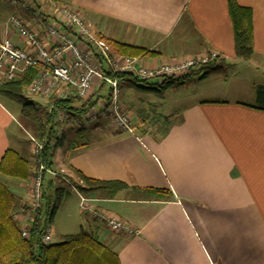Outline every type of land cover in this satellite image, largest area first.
I'll use <instances>...</instances> for the list:
<instances>
[{
	"label": "crops",
	"instance_id": "crops-1",
	"mask_svg": "<svg viewBox=\"0 0 264 264\" xmlns=\"http://www.w3.org/2000/svg\"><path fill=\"white\" fill-rule=\"evenodd\" d=\"M33 1L34 9L28 12L9 2L16 6L9 16L23 18L41 36L51 20L50 0ZM236 2L251 10L252 55L247 61L234 53L227 0H70L66 4L83 13L95 37L155 52L143 58L149 66L213 50L222 55L221 69L246 62L264 75V0ZM3 37L26 50L2 20ZM120 83L124 88L130 82ZM102 87L95 85L94 99L100 97ZM247 92L249 96L241 99L202 89L178 115L157 118L154 124L139 112H128L119 100L131 132L118 131L103 118L94 121L85 138L88 125L73 130L68 121H58L56 135L63 140L57 147L63 145L64 151L58 171L51 164L43 181L46 187L51 183L52 189L64 192L61 184H69L77 197L90 200L94 226L86 232L113 252L118 264H264V84L243 87L242 94ZM71 95L59 85L54 87L56 98ZM19 112L0 104V159L10 149L31 160L28 141H11V129L22 130ZM78 129L82 132L76 135ZM72 142L77 147L71 148ZM80 175L120 182L123 187L80 192L74 188ZM27 183L18 184L21 194L27 195ZM97 215L114 217L134 232H110Z\"/></svg>",
	"mask_w": 264,
	"mask_h": 264
},
{
	"label": "trees",
	"instance_id": "trees-1",
	"mask_svg": "<svg viewBox=\"0 0 264 264\" xmlns=\"http://www.w3.org/2000/svg\"><path fill=\"white\" fill-rule=\"evenodd\" d=\"M17 2L21 6V1L17 0ZM227 11L232 24L235 56L247 61L252 55L251 10L240 6L236 0H227ZM96 38L107 45L110 56L143 59L157 55L147 49L116 42L106 37L96 36ZM220 60L222 57L206 65L194 67L188 74L178 78H167L160 83L151 82L150 89L159 92L185 85L194 76L205 78L221 70L218 64ZM37 71V68L29 67L12 81L0 85V97L20 105L18 118L20 127L30 130L31 136L42 142L39 158L47 172L52 164L53 152L63 140L61 136L56 135L55 127L59 125L56 120V111L69 116H78L91 109L99 97L81 101L75 94L67 99H59L52 95L45 97L44 104L35 102L25 95V89L35 78ZM105 72L107 76L120 82L148 83L126 74L110 75L107 70ZM259 91L257 88V92ZM108 95L109 92L105 97ZM81 132L82 129H78L75 134L79 135ZM70 147L74 148L77 145L72 142ZM35 165L33 156L30 160L10 149L6 150L0 159V264H118L117 256L113 252L101 244L92 233L83 230L76 234L65 235L57 243H45L42 240L58 208L59 199L67 192L59 188L52 189L50 183L46 188L52 192L51 195L46 196L42 188L38 207L33 209L27 206L26 200L20 196L18 184L28 181ZM45 173L43 172V176ZM1 178H4V181ZM121 187L123 184L120 182L97 181L82 175L79 176V181L74 183V188L80 192L115 191ZM18 214L24 217V222L26 221V238L20 235L22 222L15 219Z\"/></svg>",
	"mask_w": 264,
	"mask_h": 264
},
{
	"label": "built area",
	"instance_id": "built-area-1",
	"mask_svg": "<svg viewBox=\"0 0 264 264\" xmlns=\"http://www.w3.org/2000/svg\"><path fill=\"white\" fill-rule=\"evenodd\" d=\"M9 2L18 3L17 0ZM49 6L51 20L44 27L41 36L31 30L23 18L8 17L5 28L17 34L25 44L26 50L13 45L9 37L0 39V85L12 81L29 67H35L38 71L25 89V95L28 97L53 95L54 87L59 85L74 93L81 101H87L94 94L95 85H108L110 87L108 97L97 98L95 105L85 113L69 116L56 111L57 121L72 122L77 128L87 125L89 121L108 118L118 131L131 132L130 119L122 112L119 103L121 83L107 76L106 70L110 75L126 74L140 81L162 82L167 78L186 75L192 68L206 65L222 57L212 50L188 57H173L156 66H149L140 57L110 56L107 45L92 34L91 26L83 13L63 2L49 1ZM21 9L28 12L33 10V6L22 3ZM41 24L43 23L40 22ZM49 109L51 110V107ZM28 140L36 165L28 179L25 204L34 209L38 207L42 197L43 172L46 171L39 158L42 142L31 135H28ZM52 175L56 177V174ZM59 179L65 181L61 177ZM79 209L82 213L95 216L90 200L80 195ZM97 216L110 232L126 235L134 232L114 217ZM15 219L22 223L24 221L21 214L16 215ZM25 227V224H22L20 229L23 238L27 237ZM42 240L45 243L50 242L49 227L46 228Z\"/></svg>",
	"mask_w": 264,
	"mask_h": 264
},
{
	"label": "rangeland",
	"instance_id": "rangeland-1",
	"mask_svg": "<svg viewBox=\"0 0 264 264\" xmlns=\"http://www.w3.org/2000/svg\"><path fill=\"white\" fill-rule=\"evenodd\" d=\"M54 2H69L70 0H50ZM21 3H26L30 7L33 6V0H21ZM16 6L9 4L7 1L4 3L0 0V23L2 20L6 23L8 16L12 14ZM251 64L244 62H237L235 64H230L225 66L223 69L218 70L216 73L208 75L209 77L203 81H200L198 77H194L190 80L189 85L181 86L178 88L165 89L162 91H154L147 89L150 86L152 81H149L147 84L142 82L137 83H128L127 85L121 87V93L119 100L123 102L126 107H128V112L131 114H136L137 112L141 113L143 117L148 118V122L154 124L155 119L160 117H171L179 114L183 106L191 103L192 99H195L199 95L200 91L205 88H212L220 96H229L234 97L238 96L247 98L249 96L248 92L242 94L243 87H248L253 84H264V75L250 68ZM153 83V82H152ZM160 83V82H158ZM110 87L108 85H103L100 91V98H106ZM28 97V96H27ZM30 99H34L37 102L44 104L45 98L40 96H31ZM0 104L5 106V108L11 110V112L20 111V105L4 98L0 97ZM176 114V115H174ZM94 121H89V131L85 134V138L90 134L93 129ZM73 130L76 128L74 123L69 122V126ZM59 128V126H56ZM22 129V128H21ZM157 130V129H156ZM11 133V141L13 144H17L18 141L21 144H26L30 148L28 135H31L30 130L22 129L18 131V128L15 127L9 132ZM157 133H159L157 131ZM62 151H64V146L57 147L54 158L52 159V169L58 171L57 163L62 158ZM4 181V178H1ZM61 187L67 191V194L64 195V198H60L58 202V211L54 216V219L48 227L51 229V243L60 242L63 235L65 234H76L82 228L83 231H88L94 225L90 222V217L86 213H82L79 209V197L73 193L72 188L69 184H61ZM43 189L45 190V195L50 196L51 191L46 188V180L43 181ZM20 196L22 199H27V196L24 195V192ZM63 203L59 207L61 201ZM22 224H26V221ZM98 229L100 228L97 225ZM54 228L56 231L54 233ZM66 233H61L62 231ZM100 230V229H99ZM103 229L101 228L102 232Z\"/></svg>",
	"mask_w": 264,
	"mask_h": 264
}]
</instances>
